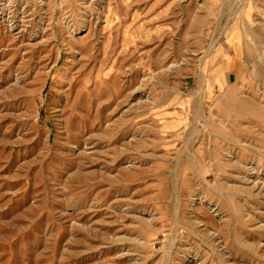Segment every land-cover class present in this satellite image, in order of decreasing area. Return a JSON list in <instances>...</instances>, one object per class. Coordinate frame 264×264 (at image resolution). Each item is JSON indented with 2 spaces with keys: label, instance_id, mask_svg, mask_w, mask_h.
<instances>
[{
  "label": "rangeland",
  "instance_id": "obj_1",
  "mask_svg": "<svg viewBox=\"0 0 264 264\" xmlns=\"http://www.w3.org/2000/svg\"><path fill=\"white\" fill-rule=\"evenodd\" d=\"M220 47L226 90L253 65L264 89V0H0V264H264V142L206 87Z\"/></svg>",
  "mask_w": 264,
  "mask_h": 264
},
{
  "label": "bare ground",
  "instance_id": "obj_2",
  "mask_svg": "<svg viewBox=\"0 0 264 264\" xmlns=\"http://www.w3.org/2000/svg\"><path fill=\"white\" fill-rule=\"evenodd\" d=\"M240 40L241 38L239 32L234 30L233 33H230L227 36V42L229 44L228 47L230 48L233 46L235 51H237L238 49L240 50ZM262 63L264 64V58ZM208 64L209 61L207 60L202 67V72L207 85L206 87L209 88V86H213L214 84L218 86L221 91H224L222 101L225 104L230 103L229 105L233 106V108H235L234 105L241 104L244 106L246 105L251 109L249 111L250 115L248 117L249 121L252 123V129L247 126L241 127L239 125H236V127H234L236 128L234 130V133L237 136V141L240 143L241 148L247 151L248 149L254 147L256 148L258 153L262 154L263 151L261 150V147L263 143L260 142H264L263 137H261V134H264V89H262V83H260V81L257 79V75L255 74L256 66L253 65L251 75L253 78V82L257 83L258 85L257 89H254L253 86H249L247 90L248 92H245V85L242 84V88H239L237 92V90L233 87L226 90L227 85H229L227 77V74L229 73L228 70H230L235 65V58L233 55L227 52L224 48L220 47L213 53L211 58V65L208 66ZM209 116V119L204 123V133L205 135L211 136V126L213 125L212 120H215L216 118L214 117V114L212 115V113H210ZM244 116L245 115L242 113L238 114V117L241 119ZM222 118L223 119H221L222 121L220 122L221 125H218V127L215 128V136L228 133V129L230 128L228 122L230 121L231 114L224 113V116H222ZM225 122H227V124ZM258 144H260L261 146H259ZM229 158V161L233 160V158H235L236 160H240L239 156H234L232 154L229 156Z\"/></svg>",
  "mask_w": 264,
  "mask_h": 264
}]
</instances>
